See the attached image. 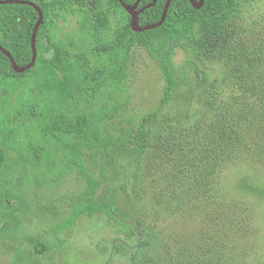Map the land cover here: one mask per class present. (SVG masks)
Returning a JSON list of instances; mask_svg holds the SVG:
<instances>
[{
    "label": "trees",
    "instance_id": "16d2710c",
    "mask_svg": "<svg viewBox=\"0 0 264 264\" xmlns=\"http://www.w3.org/2000/svg\"><path fill=\"white\" fill-rule=\"evenodd\" d=\"M29 1L44 14L34 65L17 72L0 50V168L6 164V152L14 151L52 173L60 168L63 174L78 169L87 186L68 213L49 229L56 241L31 237L34 247L24 252L35 256L61 253L67 239L63 233H72L83 216L101 215L125 238H139L130 264L230 263L235 251L228 235L244 239L253 233L254 216L248 205L230 202L222 195L218 188L221 170L239 159L264 157V19H251L247 8L254 0H204L201 8L190 0H173L164 23L145 31L133 29L132 17L119 0ZM125 1L135 4L138 0ZM166 1L140 0L139 25L160 21ZM116 15L124 21L113 27ZM74 17L78 18L76 30L65 31L63 25ZM38 19L39 12L30 4H0V44L21 67L32 61V34ZM135 46L144 47L162 73L159 111L184 97L202 101L197 108L200 120L191 126L182 124L178 134L159 138L160 148L179 142L173 146L181 155L171 177L181 182L175 180L178 184L171 187L170 174L166 176L174 199L203 202L197 208L203 207L200 214L207 226L185 241L169 238L164 228L144 218L137 204L139 164L151 147L150 122L157 121L158 113L145 115L134 127L127 122L116 136L108 133L107 124L118 112ZM178 49L217 59L225 67L222 79L206 86L203 77L200 92L195 90L188 71L175 63ZM165 122L173 120L168 116ZM186 129L191 134L185 135ZM23 148L31 158L22 156ZM97 156L124 157V210L113 191L99 192L101 181L89 167ZM184 161L190 164L186 170ZM191 178L198 180L195 183ZM12 184L0 181V230L12 215ZM118 251L129 252L125 245ZM14 262L19 264L20 258Z\"/></svg>",
    "mask_w": 264,
    "mask_h": 264
},
{
    "label": "rangeland",
    "instance_id": "374dc122",
    "mask_svg": "<svg viewBox=\"0 0 264 264\" xmlns=\"http://www.w3.org/2000/svg\"><path fill=\"white\" fill-rule=\"evenodd\" d=\"M247 9H250L251 19H264V0H254ZM77 19L69 18V23H63L64 30L74 32ZM121 19L120 15L114 16L111 25L118 27L124 21H120ZM131 59L127 84L119 95L118 112L107 124L110 126L108 133L116 136L118 129L127 126V122H132L134 127L145 115L158 113L157 121L150 122L151 147L139 164L137 189L140 197L137 204L144 212V218L155 226L164 228L169 238L185 241L199 228L207 226L203 221L204 216L200 214L203 207L197 208L203 202L197 200L189 203V200L174 199L171 187L178 184L175 180H181H174L171 175L176 171L174 166L181 152L173 146L179 142L174 141L165 149L160 148L159 138L165 135L166 139L178 134L182 124L191 126L200 120L197 108L202 105V101L184 97L180 101L173 100L159 111L164 79L156 61L141 46L132 49ZM175 63L188 71L192 87L198 92L199 86L204 85L203 77L206 79V86H211L213 81L219 82L222 79L225 71V67L217 59L209 58L203 53L198 57L182 49L177 50ZM168 116L173 122H165V117ZM30 132L29 129L28 133ZM191 132L188 129L184 131L185 135ZM25 135L22 132V136ZM37 139L41 144L42 139ZM21 152L22 156L31 158L29 151L23 148ZM89 167L93 177L101 181L99 192L104 194L113 191L117 203L124 210V203L127 204L124 192V157L109 160L97 156ZM189 167L190 164L184 161V169ZM62 171L63 168H60L57 172L60 175H56L57 173L49 172L43 166L25 161L18 152H6V164L0 168V181L4 185L12 182L15 196L12 215L0 230V264H15L14 261L19 258V264H130V253L137 247L139 238H125L101 215L83 216L72 233H63L62 236L67 239L61 253L48 251L35 256L24 252L25 249L31 251L34 247L29 240L31 237L36 236L48 242L56 241L49 229L68 213L86 189V180L78 169H73L68 174H63ZM168 174L169 180H172L171 187L167 186ZM198 175L202 174L198 172ZM188 179L185 180L186 184ZM193 179L191 178L195 183L198 180ZM218 188L230 202L248 205L254 216L253 233L242 237L244 239L228 235L230 248L235 251L233 260L228 264H264V157L239 159L229 164L223 172L221 170ZM124 245L129 250L126 255L118 251V247Z\"/></svg>",
    "mask_w": 264,
    "mask_h": 264
},
{
    "label": "water",
    "instance_id": "95a60500",
    "mask_svg": "<svg viewBox=\"0 0 264 264\" xmlns=\"http://www.w3.org/2000/svg\"><path fill=\"white\" fill-rule=\"evenodd\" d=\"M78 1H80V0H78ZM119 1H120L121 5L131 15V17H132L131 23H132L133 29L136 31H145L148 29H153V28L159 27L160 25H162L164 23V21L167 17L169 7H170L173 0H167L166 1L165 8H164L162 18L160 21L153 23V24L146 25V26H140L139 25V12L136 9L138 6V1L135 4H128L125 0H119ZM12 2H20V3L30 4V5L34 6L36 8V10L39 12V19L35 25V28H34V31L32 34L33 57H32L31 63H29L28 65L23 66V67L19 66L17 64V62L15 61L14 57L12 56V54L0 44V50L2 52H4L10 58L12 65H13V68L17 72H24L25 70L31 68L36 61L37 54H38L37 45H36L37 32H38L40 24L42 23V21L44 19V14H43V11L41 10V8L39 6H37L34 2L29 1V0H0V4L12 3ZM190 2L195 8H201L204 4V0H198V1L197 0H190Z\"/></svg>",
    "mask_w": 264,
    "mask_h": 264
},
{
    "label": "flooded vegetation",
    "instance_id": "af4514ba",
    "mask_svg": "<svg viewBox=\"0 0 264 264\" xmlns=\"http://www.w3.org/2000/svg\"><path fill=\"white\" fill-rule=\"evenodd\" d=\"M139 1H140V0H138V5H139ZM137 8H138V6H137ZM137 8H136V9H137Z\"/></svg>",
    "mask_w": 264,
    "mask_h": 264
}]
</instances>
